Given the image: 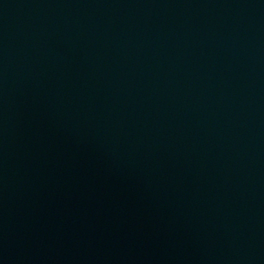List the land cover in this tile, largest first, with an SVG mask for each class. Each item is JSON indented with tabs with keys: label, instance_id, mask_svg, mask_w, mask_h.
Masks as SVG:
<instances>
[{
	"label": "water",
	"instance_id": "95a60500",
	"mask_svg": "<svg viewBox=\"0 0 264 264\" xmlns=\"http://www.w3.org/2000/svg\"><path fill=\"white\" fill-rule=\"evenodd\" d=\"M0 264H264V0H0Z\"/></svg>",
	"mask_w": 264,
	"mask_h": 264
}]
</instances>
